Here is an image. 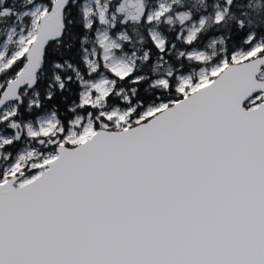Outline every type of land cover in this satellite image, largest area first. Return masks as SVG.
<instances>
[{
  "label": "snow or ice",
  "instance_id": "obj_1",
  "mask_svg": "<svg viewBox=\"0 0 264 264\" xmlns=\"http://www.w3.org/2000/svg\"><path fill=\"white\" fill-rule=\"evenodd\" d=\"M0 264H264V0H0Z\"/></svg>",
  "mask_w": 264,
  "mask_h": 264
}]
</instances>
